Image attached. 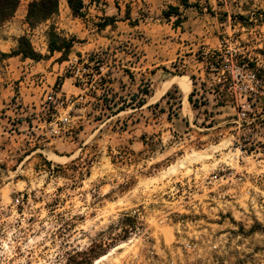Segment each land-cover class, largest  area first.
Instances as JSON below:
<instances>
[{"label":"rangeland","instance_id":"obj_1","mask_svg":"<svg viewBox=\"0 0 264 264\" xmlns=\"http://www.w3.org/2000/svg\"><path fill=\"white\" fill-rule=\"evenodd\" d=\"M191 2L198 8L92 0L48 20L4 18L2 26L15 24L16 46L0 63L21 37L40 59H18L37 101L10 99L12 135L0 140V264H66L102 245L91 264H264V88L250 96L240 71L226 74L238 80L231 90L213 76L199 81L197 64L202 47L221 46L264 68V0ZM176 6L179 15L169 16ZM81 56L104 67L83 90L66 83ZM167 67L200 88L190 125L176 118V87L152 100L151 75ZM146 88L152 94L140 105ZM65 96L72 103L61 104Z\"/></svg>","mask_w":264,"mask_h":264},{"label":"crops","instance_id":"obj_2","mask_svg":"<svg viewBox=\"0 0 264 264\" xmlns=\"http://www.w3.org/2000/svg\"><path fill=\"white\" fill-rule=\"evenodd\" d=\"M32 0H22L16 10V12L14 13V15H16V17H20V18H24L25 16H27L28 13V7L29 4ZM92 0H83L84 4L89 3ZM101 1H105L107 3H112L115 2L116 0H101ZM118 1V0H117ZM121 1V0H120ZM59 7H64L65 8H69L68 6V0H59ZM15 19V17H14ZM10 24V23H9ZM14 23L10 24V28L7 26H2L0 28V54L6 55L7 54V50L6 47H11V48H15V44H13L12 42V33H13V27H14ZM7 60H3L2 63H0V110H6L5 113H0V140L6 138V135H12V132L8 131L7 128V115H10L11 112H13V108H11V106L9 105L10 99H13V97L16 98V101H18L19 99H22L24 102L26 101H30V102H34L36 103L37 101V95L35 94H31V90L32 89H28L25 85H26V81H27V77H25L24 75L27 73H22V71L24 70V66L23 64H26V61H19L18 59H20V56H15L12 57L10 55L7 56ZM17 59V60H15ZM185 63V61H184ZM158 66H156L157 68ZM168 67H167V71H162V70H157L156 72H154L151 77H152V81L157 83V89L154 92V95L160 90V88L167 82H170L175 76H171L169 75L168 72ZM26 70L28 71V68H26ZM165 74V75H163ZM28 75V74H27ZM11 76L13 79H15V81H19V86H21L20 91L18 93L12 92L13 90L11 89L13 86L12 85H8V79L9 82L12 81L11 80ZM166 76H171L170 78H167ZM180 78H184L186 83L190 82L191 85V89L190 92L187 96H185V94L182 92L180 86L177 83H171L169 86V88H167V91H165L164 94H162L158 99H163L165 98L166 95H168L170 93V91L172 90V88L176 87L179 91H181L182 93V97L179 99L180 100V104H181V108L178 111V115H177V119L178 121L180 120L181 122H185L187 124H191L192 123V117H194L195 113L192 109V104L190 103V96L192 94V92L194 91V88L196 87L194 85V82H192L191 79L188 80L186 77L184 76H178ZM161 79V80H160ZM71 81L72 79H66V83L67 81ZM161 81L160 83H158L157 81ZM191 80V81H190ZM200 81V80H199ZM4 83V84H3ZM16 82H14L15 84ZM8 85L7 87L5 86ZM188 84V83H187ZM162 85V86H161ZM12 106L14 105V103L11 104ZM124 112L118 113L123 114ZM117 114V115H118ZM19 116V115H18ZM27 121H22V126L19 124L18 127L20 126L23 127V129H25L24 124ZM167 127V126H166ZM163 134H167L164 133Z\"/></svg>","mask_w":264,"mask_h":264},{"label":"built area","instance_id":"obj_3","mask_svg":"<svg viewBox=\"0 0 264 264\" xmlns=\"http://www.w3.org/2000/svg\"><path fill=\"white\" fill-rule=\"evenodd\" d=\"M225 47L210 48L202 47L197 55V64L200 66V76L198 80L202 81V77L205 78L206 75L216 77L219 81V86L224 88L228 85L227 89H233L235 81L238 82L237 77H232L231 80L228 79L226 74H233L234 71L246 72L249 76V83L245 88L246 93L250 96H255L260 92V88H264V81H261L257 77V71L254 68H250L247 63L241 62L239 60H234ZM264 55V54H263ZM190 62H185L183 65L189 64ZM94 62H90L84 56L76 57L74 61L69 62L68 72L71 75L70 79L74 80V83L78 85V88L82 89V86L87 84L95 83L102 76L104 67L101 66L99 71H95ZM214 80V79H213ZM241 80V79H240ZM194 92L197 94L200 92V88L195 87ZM72 103V100L65 96L62 99L61 104L65 102ZM248 113L244 111V108H239L238 118L240 120L246 121ZM187 248L193 250V246L187 245Z\"/></svg>","mask_w":264,"mask_h":264},{"label":"trees","instance_id":"obj_4","mask_svg":"<svg viewBox=\"0 0 264 264\" xmlns=\"http://www.w3.org/2000/svg\"><path fill=\"white\" fill-rule=\"evenodd\" d=\"M180 3V6H182L184 9L189 8H198L197 3L191 2V0H178ZM21 0H0V28L3 25L4 18L8 15L14 14L20 4ZM68 6L69 8L77 13H80V11L84 8V2L83 0H68ZM179 6L176 7H170L169 8V16L171 15H179ZM59 11V0H32L28 7V13H27V20H33V19H40V20H48L54 15H56ZM108 24L107 22L103 24V27H106ZM18 49L13 51L10 55L12 56H22L23 58L27 59H33V60H39L40 56L37 55L34 50L32 49L29 42L26 40V38L21 37L18 40ZM66 48H71V45L67 44L66 46H52L50 48V51L53 53L55 51H62ZM262 53V50L261 52ZM252 68H254L257 71V77L259 80L264 81V68H257L255 65H252ZM139 93H141L142 98L140 100V105H144L147 102V98L151 96L152 92L146 88L139 90ZM167 97L170 96V94L166 95ZM193 96L194 93L191 94L189 100L193 107H196V105L193 102ZM137 96L133 97V100H135ZM124 221L133 222L130 217H125ZM128 225V226H126ZM129 224H125V230L124 232L126 234L129 233L128 228ZM115 240H113L114 243ZM110 245V244H109ZM112 246V245H111ZM103 254H105V248L104 246H100L99 251H95V247H91L83 252H76L73 256H70L67 260L66 264H91L93 260L101 257Z\"/></svg>","mask_w":264,"mask_h":264},{"label":"bare ground","instance_id":"obj_5","mask_svg":"<svg viewBox=\"0 0 264 264\" xmlns=\"http://www.w3.org/2000/svg\"><path fill=\"white\" fill-rule=\"evenodd\" d=\"M171 83H177L182 92L187 95L188 93V84L186 83L185 79L184 78H180L178 76H175L170 82H167L165 83L161 88L160 90L154 95V97L152 98V100H156L158 99L162 94L165 93V91H167V88H169V86H171L170 84Z\"/></svg>","mask_w":264,"mask_h":264}]
</instances>
